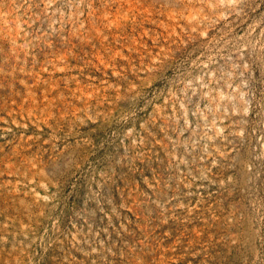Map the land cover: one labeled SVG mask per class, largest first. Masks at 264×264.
I'll use <instances>...</instances> for the list:
<instances>
[{
	"label": "rangeland",
	"instance_id": "rangeland-1",
	"mask_svg": "<svg viewBox=\"0 0 264 264\" xmlns=\"http://www.w3.org/2000/svg\"><path fill=\"white\" fill-rule=\"evenodd\" d=\"M0 264H264V0H0Z\"/></svg>",
	"mask_w": 264,
	"mask_h": 264
}]
</instances>
